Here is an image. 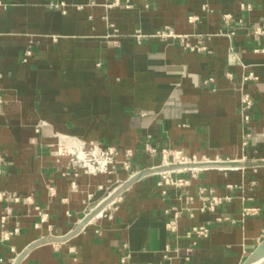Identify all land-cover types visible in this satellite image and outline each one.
<instances>
[{
	"label": "crops",
	"instance_id": "obj_1",
	"mask_svg": "<svg viewBox=\"0 0 264 264\" xmlns=\"http://www.w3.org/2000/svg\"><path fill=\"white\" fill-rule=\"evenodd\" d=\"M122 1L0 0V215L9 204L6 228H19L0 239V264L41 238L18 264H240L264 238V0ZM164 27L205 49L134 36ZM240 89L252 100L246 122ZM72 137L115 148L114 166L72 165L57 154ZM163 149L251 165L172 172L182 186L148 173L58 239L112 188L159 167ZM198 225L207 235L188 236Z\"/></svg>",
	"mask_w": 264,
	"mask_h": 264
},
{
	"label": "built area",
	"instance_id": "obj_2",
	"mask_svg": "<svg viewBox=\"0 0 264 264\" xmlns=\"http://www.w3.org/2000/svg\"><path fill=\"white\" fill-rule=\"evenodd\" d=\"M123 3L122 0H103L102 6L105 8V10H110L115 7H119ZM54 5V4H53ZM62 6L65 7L64 2H59L55 4V6ZM123 6L128 7L129 5L124 3ZM242 6H245V4ZM80 6H76L78 9ZM248 7V6H247ZM197 17L195 15H191L188 17V22L194 23L197 21ZM256 33H264L261 28H256ZM225 35L229 36L230 33H226ZM135 38L137 41H141L143 37H157L160 39H180V42L182 46L189 48L191 50H204L205 47L202 45H190L186 39L185 35H179L176 34L172 28L170 27H164L162 29L156 30L154 33L149 35H142L139 32L135 33ZM249 78H252V74H249L248 76H244L243 80H247ZM254 78V77H253ZM1 102V97H0ZM239 103H240V115L244 122L248 121V110L252 106V100L248 93L242 91L240 89L239 93ZM245 144V143H244ZM147 150L150 152H154L155 150L147 145ZM57 154H66L69 156L71 164L75 165L77 167H80L85 173L96 175V174H106L110 171V169L114 166V163L116 161V157L118 155V151L113 147H106L102 148L100 145L93 141H84L77 138H68L66 139V142L63 145H60L57 149ZM132 153L130 150H126L123 153L124 161L123 166L125 169L129 168V160ZM196 161H207V159L203 158H197L195 155L187 156L183 154L179 150H161L160 151V161L159 165L157 166H165L170 164H176V163H185V162H196ZM243 161V160H241ZM1 165H2V157L0 152V173H1ZM257 166L254 165L253 168H256ZM244 168V167H243ZM228 169H237L240 170L242 168H228ZM184 170H190L192 172L201 170V169H179V170H172V171H164L159 172V175L161 177L162 182L167 184H175L178 186H182L187 183V180H184L183 178H176L173 179L171 177L172 172H182ZM227 170V169H224ZM243 170V169H242ZM7 194V193H6ZM6 198H10L12 203H16L19 201V196L15 194H11L9 196L6 195ZM3 197L0 195V200H2ZM28 199V198H27ZM206 200H209L208 197H206ZM211 204L208 206L210 210H213V207L215 204L219 203V200H215L214 198H210ZM12 209L9 204L4 206L1 211L0 215V239L2 241L9 240L12 236L18 233L19 228L18 226L7 229L6 224L10 218ZM257 212V208L254 207H244L242 209V216H246L249 214H254ZM217 221L221 220L220 218L216 219ZM169 229H173L174 225L172 223H168ZM208 233V228L204 225H198V226H192L188 232V236H206ZM120 264H125V257H122L120 260Z\"/></svg>",
	"mask_w": 264,
	"mask_h": 264
},
{
	"label": "water",
	"instance_id": "obj_3",
	"mask_svg": "<svg viewBox=\"0 0 264 264\" xmlns=\"http://www.w3.org/2000/svg\"><path fill=\"white\" fill-rule=\"evenodd\" d=\"M259 164V163H253ZM251 165V163L244 162L241 160H208L198 163H176L165 166H159L155 168H146L140 170L131 176H129L126 180L120 183L111 193H107L106 196L95 203V205L89 209L85 216L77 223L75 228L68 234H65L62 237H59V240H66L70 238L72 235L78 233L89 221H91L99 212L103 211L120 193L126 190L131 183L136 181L143 175L148 173H159L164 171H172L179 169H209V168H217V169H228V168H243ZM50 239L41 238L40 240L33 242L29 246H27L22 252H20L13 264H18L21 258L36 244L47 242ZM264 261V238L253 248V250L244 258V260L240 264H261Z\"/></svg>",
	"mask_w": 264,
	"mask_h": 264
},
{
	"label": "bare ground",
	"instance_id": "obj_4",
	"mask_svg": "<svg viewBox=\"0 0 264 264\" xmlns=\"http://www.w3.org/2000/svg\"><path fill=\"white\" fill-rule=\"evenodd\" d=\"M207 161H208V160H207ZM198 162H203V161H196V162H194V163H198ZM185 163L187 164V163H192V162H185ZM116 187H117V186H115L114 188H112V189L109 191V193L112 192ZM106 207H107V205H106ZM106 207H105V208H106ZM102 212H103V211L99 212L96 216H100V215L102 214ZM261 264H264V261H263Z\"/></svg>",
	"mask_w": 264,
	"mask_h": 264
}]
</instances>
